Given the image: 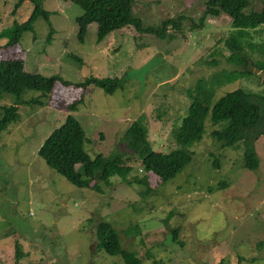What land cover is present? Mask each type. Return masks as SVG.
<instances>
[{
    "label": "rangeland",
    "instance_id": "1",
    "mask_svg": "<svg viewBox=\"0 0 264 264\" xmlns=\"http://www.w3.org/2000/svg\"><path fill=\"white\" fill-rule=\"evenodd\" d=\"M16 2L0 0V31L33 11L31 0L19 7ZM43 2L49 21L37 18L34 30L23 32L17 44L0 37V60L23 58L27 72L62 80L46 96L26 91L24 98L36 101L16 103L19 120L0 130V264H17L18 251V264H125L98 250L96 228L102 220L119 230L124 247L137 251L141 264H264V135L254 140L258 167L251 169L244 164L245 141L219 146L210 136L217 125L206 119L202 137L190 146L192 161L167 183L148 173L149 191L134 181L145 176L139 163L130 183L115 176L111 184L97 181L93 189L73 185L37 153L68 113L81 122L92 158L100 152L104 157L112 151L131 154L124 134L144 113L153 146L169 151L178 145L174 129L187 112V91L198 79L224 69L252 74L219 88L214 100L239 88L264 90V73L251 59L246 67L226 63L228 52L220 40L232 29L230 17L222 14L200 26L205 0H134L132 14L145 26L186 19L166 35L126 26L99 43L93 22L81 42L75 21L79 5ZM215 48L219 53L211 55ZM211 59L219 65L204 64ZM90 76L122 77L124 87L108 93L77 86ZM14 102L4 95L0 111ZM175 229L182 245L173 240Z\"/></svg>",
    "mask_w": 264,
    "mask_h": 264
},
{
    "label": "trees",
    "instance_id": "2",
    "mask_svg": "<svg viewBox=\"0 0 264 264\" xmlns=\"http://www.w3.org/2000/svg\"><path fill=\"white\" fill-rule=\"evenodd\" d=\"M34 4L30 16L23 22H13L9 27L0 31V37H7L9 44H17L22 33L33 31L37 18L44 17L50 20V11L44 8L43 0H31ZM78 4L82 12L76 17L78 26V39L83 41L87 27L96 23L97 43L112 32L133 26L139 31L166 35L171 26L179 30L185 16L169 18L162 22L158 28L145 26L143 20L132 14L134 0H71ZM23 0H17L19 7ZM141 1L137 2L140 3ZM136 4V6H137ZM255 4V8H254ZM222 14L231 19L232 29L227 36L222 38L228 55L224 56L226 63L235 67H246L252 60L256 70L264 73V0H205L203 14L199 17L202 26L207 19L218 18ZM195 25V24H194ZM192 28V27H191ZM54 28L50 30L49 40L52 38ZM219 53L215 48L211 55ZM75 62L82 64L81 58L72 53L68 54ZM210 67L218 66L215 59L205 60ZM247 71L222 70L206 78L198 79L193 87L187 91L189 97L188 109L179 124L175 126V137L178 145L169 151L160 150L153 146L149 137V125L146 114H141L128 125L124 138L131 150V154L112 151L108 156L96 153L92 158L84 146L85 130L79 119L68 113L63 122L54 128L39 145L37 153L46 163L62 175L67 181L77 187H91L97 189V181L111 184L115 176L121 177L127 183L128 176L134 174V164L139 163L140 170L145 176L134 181L149 186L148 173H153L167 183L182 172L192 161L194 150L190 146L199 140L205 130V120L211 125H217L210 130L213 141L219 146L231 145L239 140H244L246 167L256 169L258 159L254 148V140L264 135V90L253 92L246 89H236L221 94L213 99L216 91L236 81L250 77ZM256 76V75H255ZM57 76H45L29 73L25 70L24 59L0 60V99L10 95L14 103L2 105L0 111V130L5 129L9 123L19 120L16 103L32 102L35 99H25L28 90L36 91L42 96L52 92ZM78 87L90 86L103 88L108 93H114L124 87V79L85 78L77 84ZM71 106V104H70ZM211 156H215L213 150ZM213 165L218 167L217 157ZM150 186L147 190H150ZM152 189V188H151ZM133 231V228L130 229ZM98 250H103L108 256L121 257L125 264H141V257L137 251L126 250L119 230L109 221H99L96 228ZM173 240L182 245L175 229ZM22 257L21 252L16 253V263Z\"/></svg>",
    "mask_w": 264,
    "mask_h": 264
}]
</instances>
